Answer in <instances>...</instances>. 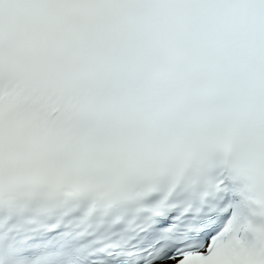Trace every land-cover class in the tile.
Listing matches in <instances>:
<instances>
[{"label":"snow or ice","instance_id":"1","mask_svg":"<svg viewBox=\"0 0 264 264\" xmlns=\"http://www.w3.org/2000/svg\"><path fill=\"white\" fill-rule=\"evenodd\" d=\"M0 264H264V0H0Z\"/></svg>","mask_w":264,"mask_h":264}]
</instances>
